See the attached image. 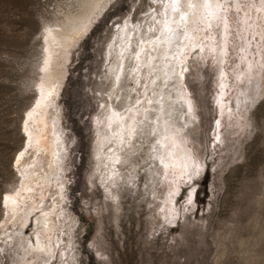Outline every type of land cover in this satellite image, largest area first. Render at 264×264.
I'll return each instance as SVG.
<instances>
[{
    "label": "rangeland",
    "instance_id": "obj_1",
    "mask_svg": "<svg viewBox=\"0 0 264 264\" xmlns=\"http://www.w3.org/2000/svg\"><path fill=\"white\" fill-rule=\"evenodd\" d=\"M89 1L0 0V264H23L24 240L36 246V222L50 207L52 185L35 194L44 206L26 221L5 202L24 169H38L27 124L46 75V39ZM239 1V9H225L230 0L221 10L232 25L224 60L223 25L214 21L203 51L195 48L182 61L166 35L154 39L138 82L116 86L110 77L120 33L135 25L131 41L153 36L154 9L163 13L168 0H148L151 7L145 0L93 3L91 30L50 80L58 89L64 209L71 217L65 243L74 264H264V59L253 33L261 0ZM142 5L146 13L137 11ZM113 106L125 107L115 114ZM164 120L193 159L185 175L170 176L161 162ZM48 122L38 124L44 144ZM40 256L48 260L42 264H60L54 254Z\"/></svg>",
    "mask_w": 264,
    "mask_h": 264
},
{
    "label": "bare ground",
    "instance_id": "obj_2",
    "mask_svg": "<svg viewBox=\"0 0 264 264\" xmlns=\"http://www.w3.org/2000/svg\"><path fill=\"white\" fill-rule=\"evenodd\" d=\"M95 1L96 0H90L89 2H85L83 6V12L79 13L78 15H70L71 17L69 18L67 17L65 21L58 25V28L56 27L49 32L48 38L46 37L47 39L44 60V72L46 73V75H44L45 79L43 80L42 84L39 85L40 87L38 90V92H40V107H36L37 103L34 105L31 111V118H29L28 115L27 124L29 140L28 147L34 150L33 153L35 156V161L38 162V169L36 170L37 172H35L32 171V169H29L30 167L25 168L23 171V175L20 178V184L17 186V190H15L14 193L12 192L13 194L9 195L5 202L8 210L12 211L17 219H25L26 221L28 215L33 210L42 209L44 206L43 200H40L39 202L34 201L35 194L38 193V191H40L41 189L47 188L50 185H52L54 188L53 194L51 195L52 199L49 209L42 211V216L36 222V246L32 245L29 240H24L25 244L28 246V250L25 252L24 257L22 258L23 264H42V262L46 263L48 260L42 259L40 254H45L49 256V258L52 256V254H54L56 258L59 259L60 264H68V259L71 262L69 264H74L75 259L74 255L72 254V248L70 244L65 243V233L66 231L68 232L71 230V227L69 226V224L71 223V217L67 215L64 209L65 177L63 176V165L65 152L63 149L62 135L59 130L60 118L55 106L58 89H55L52 86L50 80L53 77H56L57 66L60 63V60L65 58L66 54H68L67 52L70 51L71 48H74L76 44L81 39H83L84 36H86L87 33L91 30V15L94 14L92 11V6ZM224 1L230 0H219V2L222 4L221 10L224 9ZM183 2V0L180 1V7L184 5ZM188 2L189 0H185V6L181 8L182 10L195 12L198 15L205 13V9H187ZM199 2L200 0H191V3L193 4ZM240 5L241 3L239 0H233V5L228 3L225 9H239ZM256 9L258 11V14L255 23L256 29H254L253 33L254 35L256 34L258 36L259 40L262 43L263 51H261L260 57L264 59V5H257ZM177 18L178 16L173 14L169 9V26L176 29L177 32H181L179 25L181 21L176 20ZM214 21L215 20H213V22ZM227 23L228 28L226 31L224 27H221V31L223 33V47L221 51L223 60L226 58V54L229 49V37L232 32V25L229 23V21H227ZM178 25L179 27H177ZM188 28L189 31L187 40H184L183 37H181L179 40H173L172 43H169L168 40L166 42L168 48L178 49L180 60L182 61H186L187 56L189 57V54H192V51L196 50L195 48H202L206 43L205 41L209 39L210 36V29H206L204 24H192L191 16L189 17ZM136 29L137 26L133 25L127 30H122V32L120 33V42L118 44V48H116L117 56L121 52L122 48L126 46L127 42L129 40H132L131 38L135 35ZM193 29L195 30L193 31ZM147 32L148 31H145V37L148 36ZM148 38L149 37L143 39L147 41ZM181 44H183L184 46L181 47ZM150 45L151 44L145 43V51ZM144 61L145 58L144 55H142L141 65H143ZM124 63L125 69H127V61L125 60ZM117 68L118 64L116 63L112 68V75L110 74L112 76L110 77L111 84L114 86L119 85L124 79V73H119L121 75V81L119 84L115 81V75L118 73L115 72L114 69ZM169 68L170 72H168V74L174 73L172 65H170ZM139 73L140 70L134 74H130L128 78L138 82ZM222 79L223 82L220 86L221 89L224 90L227 87V82L223 77ZM187 96L185 94H182L181 98H183V100L185 99L184 101H186L188 100ZM188 105L191 107L190 102H188ZM128 107L129 106H127L126 109ZM123 108H119V106H113L112 110L113 113L116 114L122 111ZM48 121L53 123V128L51 136L48 137V142L44 144L43 131L45 129L43 128L44 130L42 131L39 125L42 123L44 126H47L49 123ZM39 122L41 123L39 124ZM158 143L160 146L159 148H161L163 152V155H161V161H163L162 164L165 165V167H167L169 170H171L169 175L171 176L175 172L179 176L185 175V173L187 174V172H189V166L192 163L193 159L191 155L185 151V147L181 143L179 137L173 133L171 124L165 120L162 123V136L160 137Z\"/></svg>",
    "mask_w": 264,
    "mask_h": 264
},
{
    "label": "snow or ice",
    "instance_id": "obj_3",
    "mask_svg": "<svg viewBox=\"0 0 264 264\" xmlns=\"http://www.w3.org/2000/svg\"><path fill=\"white\" fill-rule=\"evenodd\" d=\"M118 3L122 2L123 4H127V0H117ZM133 3H136V0H132ZM165 0H161V4H164ZM104 0H98L96 7H103ZM261 4L264 5V0H261ZM145 5L151 7L148 4V0H145ZM115 6V5H113ZM205 9V13L197 14L195 12H189L182 10L180 7V0H168L167 7L165 8L164 12L161 13L160 8L154 9L157 13V16H152L151 21L152 23L149 25L148 31L153 33V36L149 37L147 41L143 38L138 39L136 41L129 40L125 47L122 48L121 52L116 58V63L118 64V68L114 69L115 72L118 74L115 75V81L119 84L121 81V75L119 73H124L125 81L128 80L130 74H134L141 68V57L149 56V53L145 52V43L151 44L153 40H163L165 35L169 43H172L173 40H179L183 37L184 40L188 39V23L189 17L191 16V23L192 24H204L206 29L213 28V20L216 21V27H220L223 24L225 31L228 28V23L226 16L221 13L222 4L219 0H200L199 3L193 4L191 0H189L187 4V9ZM171 10L173 14H177L179 21L184 24V30L182 32H177L176 29L169 26V19H168V10ZM131 11V9H129ZM138 13H146V8L142 5L138 10ZM158 16H163V19H158ZM156 25H162V27H156ZM114 27H119L116 25ZM179 27V25L177 26ZM195 29H193L194 31ZM160 32L159 36H156L155 33ZM184 45L181 44V47ZM154 50V49H153ZM201 51L203 49L201 48ZM127 61V69H125L124 61ZM183 71H187V69H183ZM136 103H140L139 100ZM151 103V101H149ZM36 107H40L39 101H37ZM29 118H31V112L28 114ZM133 132L135 129L132 130ZM23 155V153H21ZM163 163V161H161ZM0 200H3V197L0 196Z\"/></svg>",
    "mask_w": 264,
    "mask_h": 264
}]
</instances>
